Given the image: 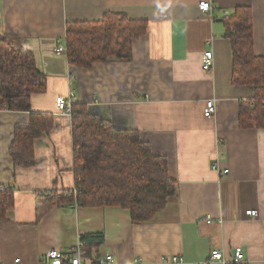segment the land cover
<instances>
[{
	"label": "crops",
	"instance_id": "1",
	"mask_svg": "<svg viewBox=\"0 0 264 264\" xmlns=\"http://www.w3.org/2000/svg\"><path fill=\"white\" fill-rule=\"evenodd\" d=\"M203 1L213 5V17L199 10ZM241 8L251 14L253 54L264 72V0H0V37L31 50L46 82L31 113L0 110V187L15 198L0 221V264H39L46 252L70 251L92 234L105 242L83 264L105 255L117 264H161L172 256L198 264L213 250L232 257L237 247L247 264H264V128L241 122L256 87L234 82L222 18ZM110 12L147 23L131 60L85 69L57 52L68 24L100 22ZM207 51L215 57L210 71L202 67ZM71 91L90 114L117 130H136L166 159L176 194L150 221L134 223L128 210L112 206H56L38 218L40 192L76 188L72 117L56 105ZM208 102L215 104L211 118L204 115ZM32 114L53 116L54 127L35 141V165L17 167L10 155L16 126L29 124ZM216 163L229 173L214 171ZM251 210L258 216H248Z\"/></svg>",
	"mask_w": 264,
	"mask_h": 264
},
{
	"label": "trees",
	"instance_id": "2",
	"mask_svg": "<svg viewBox=\"0 0 264 264\" xmlns=\"http://www.w3.org/2000/svg\"><path fill=\"white\" fill-rule=\"evenodd\" d=\"M234 53V82L256 87L254 104L243 105V126L264 128V72L253 54L251 14L239 9L225 21ZM147 23L132 21L124 13H106L95 23H70L65 47L70 64L90 69L95 64L129 61L133 45L146 32ZM46 89L34 54L0 37V110L32 112V97ZM77 194H52L37 200L38 218L54 207H119L128 210L134 223L153 219L176 194V182L167 171L165 158L155 156L138 132L117 130L111 122L89 113L73 101L71 112ZM54 127L53 116L32 114L29 124H18L10 155L15 166L35 165L34 144ZM13 190L0 187V221L14 208ZM85 256L105 242L103 234L86 235ZM95 264V261H94Z\"/></svg>",
	"mask_w": 264,
	"mask_h": 264
},
{
	"label": "built area",
	"instance_id": "3",
	"mask_svg": "<svg viewBox=\"0 0 264 264\" xmlns=\"http://www.w3.org/2000/svg\"><path fill=\"white\" fill-rule=\"evenodd\" d=\"M199 10L210 17H213V10L214 7L209 2L203 1L199 4ZM228 12L223 13V20H228L230 15ZM57 52L59 54H66L67 48L65 46H59ZM202 62V67L204 71H210L213 68L214 64V54L212 51L205 52ZM75 99L74 91H71L68 95V98L65 97H58L56 100V105L58 111L65 114H71L72 112V103ZM215 114V104L214 102H208L206 109L204 111V115L206 118H211ZM213 170L216 172H220L223 176H226L229 172L228 170H224L221 172L219 170L218 164L213 165ZM52 191V190H51ZM51 191L48 192H40L37 196V200H42L45 196H49L52 194ZM65 191H59V194L64 193ZM70 194L76 195L77 190L74 189L73 191H69ZM72 207L77 208L78 206L75 204ZM248 216L253 218L258 216L256 211H248L246 212ZM84 242L82 240L79 241L77 246H75L72 250L67 252H63L60 250H50L46 252L40 260L39 264H83V258H85V251H84ZM95 264H117L114 260L113 256L105 255L99 256L94 259ZM20 260H16V264H18ZM131 264H146L144 263L141 258L135 259ZM161 264H184V261L181 257L172 256L164 258ZM198 264H247L245 252L242 247H237L234 250V254L232 257H227L222 250H213L209 256V258Z\"/></svg>",
	"mask_w": 264,
	"mask_h": 264
}]
</instances>
